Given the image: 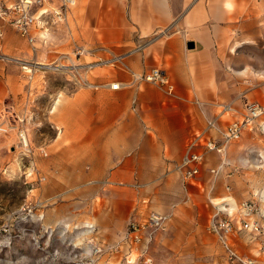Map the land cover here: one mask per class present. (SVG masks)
Segmentation results:
<instances>
[{
	"label": "rangeland",
	"instance_id": "1",
	"mask_svg": "<svg viewBox=\"0 0 264 264\" xmlns=\"http://www.w3.org/2000/svg\"><path fill=\"white\" fill-rule=\"evenodd\" d=\"M232 1L235 8H238L239 2L246 3L241 12L244 14L238 13L235 20L228 19L229 23L220 18L206 24L210 26L213 43L217 47L212 50L215 51L214 58L218 57L217 82L223 87V81H229L226 84L228 88L213 92L209 87L202 86L199 89L203 95L200 94L199 98L203 102L234 105L242 89L250 87L256 95L259 90H253L252 86L258 81L256 86L264 87V77L249 82L246 78L232 77L224 61L226 57L234 55L229 48L232 43L241 40L254 41L255 45H243L234 56L250 50L253 60L264 59V10H261L260 4L253 5L249 0ZM263 1L259 0V3ZM199 3L204 5L206 0ZM188 12L187 8L182 15L169 19L149 32H141L127 20L129 26H123L120 33L114 36L94 27L88 29L79 21L73 25L70 18V35L66 27L54 26L50 29L49 38L43 40L47 42L50 39V43L40 46L37 54L13 25L0 18L11 26V33L7 35L3 33L0 21V44H3L0 48V120L5 116L12 128L8 133L0 132V264H228L217 237L208 228L209 220L215 213L211 199L228 194L234 195L237 202L261 197V210L264 211V167L252 169L249 168L252 166L250 161L248 165H242L241 161L249 156L247 152L253 146L252 141L250 143L242 138L239 143L233 144L231 152L227 149V160L232 159L233 162L228 161L232 171L218 175L215 182H221L214 190H211L213 180L209 168L222 163L220 155H216L217 160L212 164L206 161L203 166L200 177L205 182L204 187L191 186L190 181L184 182L173 166L155 179L145 181L140 173L148 170L154 157L150 150L152 144L146 142L137 144L131 154L133 158L136 157L135 168L128 165L130 156L126 155L120 167L112 164L106 169L97 168L90 184L87 182L89 179L81 181L78 176L87 167L75 166L87 155H93L99 164L104 158L105 136L90 135L87 124L94 120V116L92 114L82 119L81 110L86 108L81 101L90 97L91 93L98 92L102 95L100 109L104 111L105 101L116 94L108 86L121 82L119 77H126L119 68L129 71L126 64L129 59L144 53L147 55L150 47L183 34L180 26ZM233 14L237 15L235 12ZM89 20L95 24L94 17L89 16ZM204 29L200 27V30ZM226 37L228 43L224 42ZM145 43L148 45L144 51L134 53L123 63L107 62L114 53L128 54ZM76 44L87 50L80 58L76 57L79 48ZM21 61L30 64L52 63L54 66L63 64L68 69L35 68L30 73L23 69L25 65ZM157 64H160L159 59ZM74 65L84 67L77 69ZM257 65L261 67L258 70L264 68V62L260 61ZM201 71V75L205 74L204 68ZM132 73L130 70L131 79L127 83L132 82ZM141 83L125 90H137V93L147 94L151 98L148 103L140 101L137 109L132 102L134 97L129 98L126 119L134 122L138 136L152 135L147 127L155 122L177 121L185 114L193 118L197 104H193L191 94L190 103L185 101L189 109L176 111L167 107L169 97L164 91L167 92L166 86L157 87L146 82L145 89L140 86ZM58 99L60 105L55 114H51ZM209 108L195 107V114L200 113L196 121L201 128H207L208 116L216 115L214 118L220 120L218 112L222 108L217 111H210ZM242 113H239L240 117ZM98 115L104 120L108 113L104 115L98 112ZM223 120L232 121L230 117ZM222 123V129L229 124ZM101 127V133L108 132L114 129L115 124L105 121ZM22 129L27 130L30 151L24 150L20 143L19 132ZM247 133L253 136L251 132ZM258 138L256 141L264 146V139ZM100 139L101 143H98ZM186 143L175 156L170 150L171 146L164 145L156 157H166L168 162L179 161L184 149L183 157L186 155L189 144ZM112 146L118 145L109 144L105 150ZM164 148H167L166 152ZM42 149L48 153L47 157L41 154ZM135 170L140 173L135 174ZM111 173L118 178L113 176V179ZM227 183L232 186L227 187L228 191ZM152 212L167 216L165 228L151 233V242L129 246L125 238L130 224L145 223ZM141 233L148 235L147 230ZM238 238L246 237L240 235ZM259 261L264 262V255Z\"/></svg>",
	"mask_w": 264,
	"mask_h": 264
},
{
	"label": "crops",
	"instance_id": "2",
	"mask_svg": "<svg viewBox=\"0 0 264 264\" xmlns=\"http://www.w3.org/2000/svg\"><path fill=\"white\" fill-rule=\"evenodd\" d=\"M14 1L15 0H2V2H6L8 4L13 3ZM200 1L202 0H76L75 5L69 12L66 24L59 26L66 27L68 34L70 35V30L72 29L69 24V20L71 18L73 25H76V22L79 21L82 26L88 29L90 27H94V29L101 30L108 35L112 34L114 36L115 34L120 33V31L124 28L123 26H129V24L127 23L128 20L131 26L136 25L141 32H149L154 28L159 27L158 25L168 22L169 19L182 15V13L188 8L189 12L183 17L182 26H180L182 27L181 29L183 31V34L177 33L179 37L172 38L170 41H164L162 43L159 42L153 47H150L147 55L146 53H144L143 55H137L134 58L129 59V61L126 63L129 71H127L125 68L124 70L119 68V70H121L120 72H123L126 77H119L118 79L123 84L127 83L128 80L131 79L130 70L133 72L136 71L145 74L151 72L154 69H158L165 74L166 78L174 87L172 94H168L166 90L163 89L166 95L169 97V103H167L168 109L172 108L176 111H187L189 109V106L185 105V101L190 103L189 97L191 94L194 98L193 104L195 105L196 103L198 105H195V107L198 108L199 106H209L210 111L215 109V111H217V109L220 108V104L218 105V103L208 101L203 102L200 101L199 98L200 94L203 95V92H201L199 89L202 86L209 87L213 92H220L221 89L223 90V87L228 88L226 84H228L229 82L226 80L223 81V87L217 82V78L219 77V70L217 68L216 61L218 57L214 58L215 51H212L217 49V47L215 43H213L214 41L210 33V26L206 24L211 23V20L213 19H223L224 21L227 20V23H229L228 19L235 20L236 17H238V13L244 11L243 7H245L246 3L239 2L240 4H238V8H235L234 2L232 0H206V3L204 5L202 3H199ZM248 2H253V5L260 4L261 10H264V1L262 2V4L259 3V0H249ZM234 12L237 15H234ZM89 16L94 17L95 24L89 20ZM0 21L2 22V20ZM201 26L205 28L203 31L200 30ZM10 27L11 26L7 23L2 22V29H4L3 33H6L7 35L10 34ZM53 27L51 29H53ZM44 32L45 31L41 28L36 27L33 29V35L36 38V42L34 44H30L26 37L22 36L21 34L19 35L24 41L28 43V45L32 46L30 47V49L34 50L33 52L36 51L35 54H37L40 46L43 47L44 45L50 43V39L47 42H43V40L49 38L51 34L50 30L49 32H46L48 34V37L41 38ZM224 42L228 43L227 37L224 39ZM246 44H248L247 47H251L252 45H255V42L245 40L234 41L229 47L231 49V54L236 55L237 50ZM1 45L3 44H0V48L2 47ZM75 46L79 47L80 45L76 44ZM252 54L253 53L250 52V50H246L242 54L238 55V57L230 55L225 58L224 61L232 77L246 78L247 82L256 79L257 77H264V68L258 70L261 67L258 68L257 65L260 64V61L261 63H263L264 59H260V61L258 59L253 60L254 56ZM158 59L160 61L159 65L157 64ZM202 68L205 69V74L202 73L201 75ZM257 83L252 86L253 90H259L256 95L251 92L252 90L250 89V87L244 88L240 92V98L236 100L235 104L233 105L236 112L232 113L233 115L231 114V116L229 113V116H227L232 118V121L223 120L224 116H222V109H220V111L218 112L220 115V120L218 121L220 129L223 125L222 122H228L230 124L235 120H240L241 117L239 113L243 112L244 104L246 102L264 103V87L259 88V86H256L258 85ZM147 84L148 83L143 82L140 84V86L145 87L146 89ZM127 89L130 88L124 87L120 90L115 91L116 94L105 101L106 108L104 109V111L100 109L99 103L102 100V95L98 92L91 93L90 97H88L86 100L81 101L82 106L86 108V110H81L82 119L85 120L92 114L94 116V120H91L92 122L90 124H87L90 135H96V137L104 135L105 139L103 140V143H105V146L104 150H102L104 158H102L100 164L98 163L97 159L93 157V155H87L86 157H84L83 161L75 165L76 167H80L79 165H85L87 167V170L84 171V173L78 175L80 177L79 179L81 181L89 179L87 182H91L92 180L90 179L97 168L106 169L112 164L118 165V167H120L121 165H123V160H125L124 158L126 155L130 156L128 159V165H133V168H135V165L137 164L136 157L133 158L131 154L136 149L137 144L146 142L152 144L150 150H152L154 157H152L151 163L148 166V170L146 172L140 173L138 170H135V174L138 175V173H140L141 177L144 178L145 181H148L149 179H155L158 175H161L162 172L168 170V168L171 169L170 166H173L175 172L178 173L179 177H182V180L184 179V182L187 183L188 181H190L192 182L191 186L199 185L200 187H204L205 182L200 177L203 166L205 165L206 161L207 163L212 164L215 160H217V153L210 152L205 148H199L198 151L204 153V163L201 166L200 173L196 177L189 179L186 178L184 172L179 169L185 149L180 160L175 162H168L169 160H165L166 157L158 158L156 157V155H158L162 151L164 145H170L171 149L168 148V151L170 149L175 156L177 153H179V150L186 143V141H188L187 143H191L195 139V137L203 133L208 139L219 140L220 133L218 131L206 130V126L201 128L200 124L196 121V117L198 116L199 111L197 114H195L196 109L194 107V113L192 114L193 118H190L188 114H185L184 116L181 115L180 119L177 121L155 122L153 126L147 127V129L150 128V131L153 133L152 135L148 134L146 136H138L137 127L134 122L130 119H126L127 113L129 111V98L134 97L132 102L136 105L135 109L139 108L141 103L140 101H142L143 103H148V99L151 98L147 96V94L137 93V90L125 91ZM137 95L141 98L139 99ZM163 103L161 104L164 106ZM226 103L227 102H225V104ZM59 105L60 102L56 105V108H58ZM56 110H54V112L52 111L51 114H55ZM98 112H102L104 113V115L105 112H107L108 115H105L104 120H101L99 118L100 115H98ZM95 115L98 116V119ZM215 116H208V119H206V123L208 124L209 121L215 119ZM105 121L113 122L115 124V127L108 132L101 133V125H104ZM251 135L253 136H250V134L246 132L244 136L240 138V140L244 138L246 139L245 141H248L250 143L251 141L253 142V146H251L247 152L249 156L241 160L242 165H248V161H250L252 166L249 168L262 169L264 166L260 167L261 164H259L257 157L259 153L264 151V146L260 144V142L256 141V138L262 136L263 138L258 139H264V135L259 133H252ZM240 140L231 143L227 148L228 151L231 152L234 145H236L235 143H239ZM98 143H101V139L100 141H98ZM109 144H116L118 146H112L106 151L105 148H107ZM164 150L166 152L167 148H164ZM236 158H238V156H236ZM228 161L233 163L232 159H228ZM165 165L166 167H164ZM217 167L218 164L209 168V173L213 180L211 182V190H214L216 187L218 188V183L221 182H215L219 176L214 175L211 171V169ZM231 171L232 168L227 166L223 171V174H227ZM174 174L175 173L171 175ZM111 176L113 179L114 177L118 178L113 175V173H111ZM120 182L122 183L124 181ZM228 186L232 187L231 183H227L226 190ZM229 192L231 193V191ZM253 193H256V191L252 192V194ZM230 196L235 198L234 195ZM240 203L242 202H237L235 198L234 202L228 203V210H231L233 213L236 212L237 207ZM218 208H220V205H214L215 213L209 220V231L211 221L216 215ZM211 233L217 237L216 234H214L213 232ZM240 235H244V237L246 238H238ZM263 240L264 237L262 235H249L236 231L232 236V245L234 249L237 250L241 255L248 258H256L259 261V259L264 255V252L262 251ZM257 242L259 244H257Z\"/></svg>",
	"mask_w": 264,
	"mask_h": 264
},
{
	"label": "built area",
	"instance_id": "3",
	"mask_svg": "<svg viewBox=\"0 0 264 264\" xmlns=\"http://www.w3.org/2000/svg\"><path fill=\"white\" fill-rule=\"evenodd\" d=\"M76 0H15L13 3H0V18L13 25L22 36L26 37L30 44L36 42L33 35L34 28H41L45 32L56 25H64L68 20L70 10L75 5ZM147 43L138 45L128 54L114 53L108 63H123L124 60L134 53L142 52L147 47ZM87 52L84 48L79 47L76 50V57L80 58ZM1 57V56H0ZM4 58V56H3ZM23 65L28 63L22 62ZM30 64V63H29ZM102 64V63H100ZM23 66V69L25 68ZM84 67V66H78ZM25 70V69H24ZM131 83H113L108 87L110 90L117 91L122 88H129L133 84L140 82H150L161 87H167L168 94H172L174 87L171 85L165 74L158 69H154L149 73L138 74L132 73ZM90 85V84H89ZM222 112H236L232 103L220 105ZM3 116L0 120V132L8 133L12 130L10 120ZM21 122H24L21 120ZM206 130H216L220 133L219 140L208 139L204 133L195 137L188 144L186 155L182 158L179 169L182 170L186 178H194L200 173L201 166L204 163V155L198 152L199 148L213 151L222 156L227 154L228 146L234 141L239 140L246 132L259 133L264 135V103L246 102L244 104V113L241 114L240 120H235L228 124L225 129H220L218 120L212 119L208 122ZM27 138V141L25 140ZM19 140L22 148L30 151L31 146L27 136V130L22 129L19 132ZM41 154L44 157L48 153L42 149ZM223 155V156H224ZM258 162L264 165V151L258 154ZM228 163L223 162L214 169H211L214 175L222 173ZM43 180H45L43 178ZM260 196V195H259ZM259 199L246 200L240 203L235 213L228 210V203L224 202L223 206L218 208L216 215L211 221L210 231L217 235L220 245L224 252V257L228 264H264L256 258H248L241 255L232 245V236L234 232L245 233L249 235H262L264 237V211L261 210ZM253 218V219H252ZM167 216L152 212L146 218L145 223H131L126 233L128 245L151 242L152 235L155 230L164 229ZM239 223V227H238ZM152 229V230H148ZM148 231V235L144 236L141 232ZM262 251L264 252V240L262 242Z\"/></svg>",
	"mask_w": 264,
	"mask_h": 264
},
{
	"label": "bare ground",
	"instance_id": "4",
	"mask_svg": "<svg viewBox=\"0 0 264 264\" xmlns=\"http://www.w3.org/2000/svg\"><path fill=\"white\" fill-rule=\"evenodd\" d=\"M45 37H48L47 36V34H46V32H44V34H42V36H41V38H45ZM16 61V60H15ZM75 66V65H74ZM80 66V65H79ZM94 66V65H93ZM76 67V66H75ZM78 67V66H77ZM76 67V68H77ZM95 67H97V65L95 66ZM37 69V68H39V69H53V70H61V69H68V66H66V65H63V64H60L59 66H54L52 63H50V64H42V63H36V64H27L26 66H25V70L27 71V72H30V73H32L33 72V69ZM72 68V67H71ZM78 69V68H77ZM91 86H93V84H91ZM60 96H61V94H60ZM60 102V100L58 99L57 100V102H55V105H54V107H53V112H54V110H56L57 108H56V105L58 104ZM230 112H225V113H223V115L222 116H224V117H227L228 116V114H229ZM226 119V118H225ZM232 119V118H231ZM26 141H27V138L25 139ZM203 155V154H202ZM224 155V154H223ZM221 156V158H222V160H223V162H225V163H228V160H227V154L226 155H224V156ZM226 197H218V198H212L211 199V201H212V203H213V205H216V206H223V203L224 202H234V197H232V196H230V195H225ZM234 210V209H233ZM236 210V209H235ZM235 213V212H234ZM91 227H93V226H91Z\"/></svg>",
	"mask_w": 264,
	"mask_h": 264
}]
</instances>
